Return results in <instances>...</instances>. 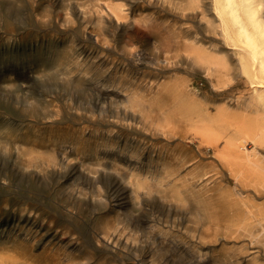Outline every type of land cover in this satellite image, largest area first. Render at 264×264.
Instances as JSON below:
<instances>
[{"label":"bare ground","instance_id":"1","mask_svg":"<svg viewBox=\"0 0 264 264\" xmlns=\"http://www.w3.org/2000/svg\"><path fill=\"white\" fill-rule=\"evenodd\" d=\"M73 1L59 0L60 18L32 10L33 17L22 20L21 1L0 0V27L5 29L0 79L15 89L1 98L0 118L2 110L12 107L15 117L21 111L14 106L21 104L16 93H25L23 83L30 77L14 74L17 62L48 63L49 71L55 65L58 76L80 88L59 95L69 97L64 109L56 98L44 96L54 119L44 130L30 128L51 148L32 144L30 150L63 152V162L52 154L41 165L35 159L17 165L9 145H0V264H53L55 254L48 253L54 247L61 252L54 264H63L69 249L80 253L83 243L109 250L120 246L123 227L113 225L80 241L39 205L7 197L31 168L46 172L64 166L68 176L78 173L79 168L64 162L65 148L54 144L70 134L74 150L87 137L104 153L92 159L87 174L128 179L130 188L108 178V189H97L89 200L81 191L69 199L101 203L120 219L137 213L131 220L136 233L154 218L149 240L156 246L165 244L163 224L181 228L187 201L203 227L223 235L209 240L193 230V241L182 237L180 249L191 261L185 264H264V204L257 203L264 201V0H189L174 18L148 13L146 0ZM27 2L31 6L34 0ZM135 23L147 27L141 39L152 38L155 60L134 36L133 46L115 44L118 33L133 31ZM145 59L153 60L158 71L139 73L138 63ZM15 151L19 153L17 146ZM206 152L212 156L208 170L201 161ZM108 153L117 155L110 163L104 161ZM28 174L31 181L38 179ZM156 202L161 204L157 209ZM62 204L59 216L62 210H74L73 202ZM37 247L43 252L34 255Z\"/></svg>","mask_w":264,"mask_h":264},{"label":"rangeland","instance_id":"2","mask_svg":"<svg viewBox=\"0 0 264 264\" xmlns=\"http://www.w3.org/2000/svg\"><path fill=\"white\" fill-rule=\"evenodd\" d=\"M18 1H21V4L23 3V9L21 10L22 20L27 18L29 15H32L33 17L34 13H32V10L41 16L44 12L49 11L48 13H50L53 17H61L62 11L60 4H58L59 0H34L31 6L28 5L27 0ZM84 1L85 0H82L81 2ZM187 1L189 0H167V2L164 3L163 0H146L149 4L146 7V10L148 13L152 12L153 14H159L162 17L167 15V17L174 18V15L180 12L177 8H183L187 4ZM70 2L75 3L73 0H69V3ZM146 2L145 5H147ZM168 3L171 4V6H169ZM84 26L88 28L93 27L88 22H85ZM2 28L0 27V36L3 35L2 33L5 30ZM146 28V26H143L140 23H135L133 25V31H121L118 33V37L115 39V44L117 46H133L135 43L132 40V36H134L136 41L141 40V49L145 52L147 51L149 56L155 60L157 52L154 50L155 48L152 38H149L147 41H142L141 39ZM91 39L93 38L91 37ZM113 56L114 58H119L117 54H114ZM159 58L160 60L162 59V54H160ZM9 59L14 60L15 57L11 58V56H9ZM10 65L12 66L11 63ZM47 65L48 63H46V66ZM46 66H41L38 61H35L33 66L32 64L27 65L26 63H22V61L17 62L14 68L12 66L15 71L14 74H17V71H20L17 76L20 75L22 79H25V75L30 77L29 80H26L25 83H23V93H25H16V95L19 94V100L21 101V104L14 105L16 108L21 110L18 112L17 117H15V112L12 107L8 109V111L1 109L4 111V117H8V119L4 117L0 118V145H9L7 147L12 151V154H9L10 159L16 162L17 165L33 159H35L33 160L35 161V164L41 165L43 164L42 162L53 158V155H56L57 160H61L63 162V152H50L48 150H51V148H48V144L50 143L45 142V138H36V136H34V134L30 131V128L44 130V128H47L54 119V115L49 113L52 110V107L48 105V100L44 99V96L48 97V99L56 98V101L63 106V104L69 102V97H66L67 99L65 98L64 100L62 98L59 99V97L64 94H70V92H78L77 90L79 87L68 85L62 75L58 76L59 73L57 72L58 70H55V65H53V70L51 71H49ZM137 68L139 73L145 72L146 74H149L158 71L154 65V61L151 60L148 62V59L138 63ZM17 76L13 75L11 79L14 80ZM202 85L203 83H199V87ZM12 91H15V89L13 90L10 88L9 84L0 79V101L2 100V97H5L6 94L11 93ZM64 107L65 106H63V109ZM66 124L67 126H70L69 124L71 123ZM77 127L78 126L75 128ZM58 128H61V125H58ZM68 136L69 137H66L65 141L54 142V144L57 147L60 145L65 148L68 160L64 159V162H68L71 167L79 168L78 173L68 176V170L65 169L64 166L61 168L56 166L55 169L50 168L46 172L42 171L43 169L40 168H31L26 172L27 174H24L23 179H21L20 183H22V185L20 187L15 185L9 192L10 195L7 197L12 202H31L35 205H39V207L46 213L55 216L58 223L62 225L61 227L69 230L75 235V237H80V241H82L81 238L83 240L90 239L91 235L105 231L104 228H112L113 225L123 227L125 231L119 238L121 239L119 247L109 250L102 246L97 247L95 244L89 247V244L83 243L84 247H82L80 253L76 251L77 249H75V247L69 249V259L63 264H185L186 262L191 261L190 257L183 252L182 249H180V245H182V237L186 238L188 242L193 241L194 239H191V233L193 230L197 231V233L203 232L209 240L212 237H221L223 235L222 231H214L213 228L208 230L207 226L203 227L202 223L196 219L197 216L195 215L194 210L192 208H188V205L191 206L190 203H187L186 201L185 205L187 206V212L186 210L180 212V215L183 213L181 228L179 230L172 229L170 222L168 223L169 226L163 224L161 226L164 230L162 241L165 244L156 246L157 244L152 245L151 240H149L152 234L149 226L156 223L153 222L154 218L149 216V222L142 230H139V232L136 233L135 231L137 229H134V225L131 223V220L138 218L139 215L137 213H131L132 215L128 217L127 220L120 219L117 218L116 213H114L117 212L116 210H105L101 203L84 201L83 198L76 199L74 201L72 198L69 199L70 193L79 195L77 192L81 191L82 194L86 195L88 198L87 200H89L91 195L94 194L93 192L97 189H108L110 183L108 178L112 182L120 183V185L122 183V185L127 188H130V186L127 184L128 179L125 183V181H120L113 175H103L100 173L97 175L87 174V168L88 165L93 162L92 159L101 157V155L104 156V153H102L101 149L95 147V141L93 139H89L87 137L82 145L79 146L78 151H76L74 150L75 147L73 146V143L71 145V134ZM38 140H43V142H39ZM14 143L16 144L14 145ZM32 144H35L36 146L45 145L48 148V151L46 152L44 148L40 151L35 148L30 150V148L33 147ZM16 146L19 148V153L15 151ZM56 146L52 149L55 150ZM188 146L192 151H196V146L194 144H190ZM115 155L116 154L112 155L111 153H108L106 155L107 158L104 161L110 163ZM128 155L126 157H128ZM82 158L83 163H81ZM44 159L45 161H43ZM211 159L212 156L210 152H206L201 158L202 165L207 170L212 167ZM140 164H145V155L142 156ZM19 169L21 170V168ZM80 170L82 172H80ZM28 173L37 174L38 179L31 181L28 178L30 176ZM100 178L101 180L99 181ZM92 179H97V181L95 182ZM29 190H31L32 193H29ZM144 191L146 190H140L141 193ZM127 196L129 197V193ZM80 197H83V195L80 194ZM63 202H73L75 204L73 206L74 210H69L71 211L70 213L62 210L61 216H59L58 206L64 205L62 204ZM257 203L264 204V201H259ZM157 206H161V204L156 202L155 209L159 208ZM180 215L176 216L175 219L179 218ZM78 227L79 231H76ZM153 231H157V229L154 228ZM132 233L134 235L128 236V234ZM50 236L51 235H49L46 240H50ZM133 237L137 238L136 242L132 241ZM146 244H148V246L151 245L152 247L149 249L148 247L145 248L144 246ZM229 247L230 246H226L225 248L221 247V249L219 247V249L216 248V250L218 249L220 251ZM56 248L57 247H54L50 253H48L50 255L55 254L52 257L53 264L54 258L59 257L58 255L61 254V252H55ZM35 250L36 253L34 255L43 252L42 247H37ZM85 253H88V255ZM202 264L210 263L206 261Z\"/></svg>","mask_w":264,"mask_h":264}]
</instances>
